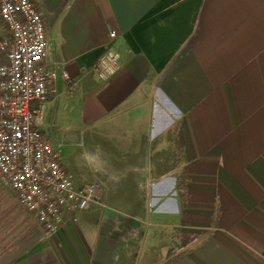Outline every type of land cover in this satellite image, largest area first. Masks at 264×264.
<instances>
[{
    "label": "crops",
    "instance_id": "obj_1",
    "mask_svg": "<svg viewBox=\"0 0 264 264\" xmlns=\"http://www.w3.org/2000/svg\"><path fill=\"white\" fill-rule=\"evenodd\" d=\"M38 7L70 78L41 130L67 97L82 126L68 162L45 135L77 187L100 189L46 238L0 185V264H264V0ZM110 47L122 67L105 83L95 66Z\"/></svg>",
    "mask_w": 264,
    "mask_h": 264
},
{
    "label": "built area",
    "instance_id": "obj_2",
    "mask_svg": "<svg viewBox=\"0 0 264 264\" xmlns=\"http://www.w3.org/2000/svg\"><path fill=\"white\" fill-rule=\"evenodd\" d=\"M0 23L7 34L0 38V183L36 215L49 238L61 229L65 214L84 212L97 201L100 185L77 187L61 162V146L41 130L55 84L70 78L49 59L38 0H0ZM108 30L116 40V32ZM121 67L120 54L110 47L95 71L107 83Z\"/></svg>",
    "mask_w": 264,
    "mask_h": 264
},
{
    "label": "rangeland",
    "instance_id": "obj_3",
    "mask_svg": "<svg viewBox=\"0 0 264 264\" xmlns=\"http://www.w3.org/2000/svg\"><path fill=\"white\" fill-rule=\"evenodd\" d=\"M69 99H65L64 105L68 106V111L64 110V105H62L58 110L46 112L44 117V122L42 126V130L47 136L52 140L53 138H58V141L61 140L63 142L64 148L62 149L63 158L66 157L68 162L69 160V149H65L66 138L72 137L76 138L79 136V129H82V126L79 122V117L76 115H70V106L73 103H69ZM69 104V105H68ZM74 106V105H73ZM71 113V112H70ZM65 141V142H64ZM65 160V159H64ZM65 160V161H66ZM1 187L3 186L0 183ZM0 187V188H1ZM165 241H161V249L158 251L160 253V258H164V253L166 252V246L163 248L162 243Z\"/></svg>",
    "mask_w": 264,
    "mask_h": 264
}]
</instances>
